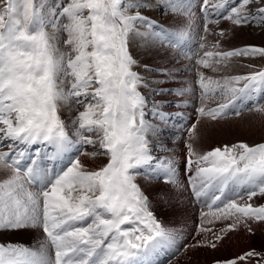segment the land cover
Returning a JSON list of instances; mask_svg holds the SVG:
<instances>
[{
	"label": "snow or ice",
	"instance_id": "1",
	"mask_svg": "<svg viewBox=\"0 0 264 264\" xmlns=\"http://www.w3.org/2000/svg\"><path fill=\"white\" fill-rule=\"evenodd\" d=\"M42 7L35 0H0V145L10 142L7 152L0 151V169L11 170L0 182V236L36 230L44 234L36 248L0 242V264H155L163 246L174 243V234L157 219L152 201L155 198L159 208L174 196H182L186 185L180 176L185 168L190 177L195 172L189 183L197 197L209 187H218L221 193L233 185L247 190L244 203L238 202L243 196L237 191L236 198L212 213L217 219L235 215L234 223L222 230L225 234L237 227L252 233L251 222L264 223V204L254 207L248 202L264 199V143L239 142L200 155L194 146L197 125L192 124L184 163L176 158L175 149L160 155L158 145L166 148V144L156 137L173 115L165 113L159 101L150 102L138 91L139 87L148 89L152 81L132 70L139 61L131 54L138 36L144 38L145 47L157 42L162 46L165 39L174 41L171 46L175 47L186 36V29L199 23L197 7L206 33L209 24L218 25L221 19L237 27L264 26V0H219L211 6L210 0H201L199 5L192 0H128L126 4L121 0H69L59 16L56 8L45 16ZM152 11L172 16L182 26L168 37L161 35L164 26L150 32L149 28L160 24L147 15ZM61 17L67 22L57 23ZM138 24L147 27L141 31ZM48 25L54 30L51 34L46 31ZM57 31L67 34L64 43L71 54L56 47ZM220 34L225 35L223 30ZM255 53L264 56V47L205 52L197 63L210 68L207 57L220 58L216 60L219 64L221 59ZM199 75L203 97H208L212 85L213 92L220 89L230 94L216 108L196 109L200 117L214 121L228 115L238 97L264 87V71L227 78L223 84L210 78L206 82L204 74ZM61 77L70 78L67 90L61 87ZM232 81L245 83L237 89L229 87ZM152 94L158 93L152 89ZM72 100L84 110L65 121L61 108L67 104L71 111ZM257 111L264 112V106ZM175 118H182L181 113ZM95 145H99L97 151L82 154L109 157L95 171L84 170L77 155L53 178L43 159L33 158L54 149L50 158L55 168L63 165L65 156L78 154L81 146ZM138 176L143 177V184L136 182ZM221 239L216 235L217 242ZM198 246L199 242L189 247ZM207 246L215 249L217 243ZM254 257H259L256 264H264V252L255 249L213 264H239Z\"/></svg>",
	"mask_w": 264,
	"mask_h": 264
},
{
	"label": "rangeland",
	"instance_id": "2",
	"mask_svg": "<svg viewBox=\"0 0 264 264\" xmlns=\"http://www.w3.org/2000/svg\"><path fill=\"white\" fill-rule=\"evenodd\" d=\"M35 2L38 5L43 4L41 11L45 16L51 14L52 8H56L55 15L59 16L60 9L64 5H66L69 2V0H35ZM121 2L122 4H126L128 0H121ZM200 2L201 0H194V2L192 3L194 5H199ZM218 2L219 0H210V6ZM57 5H59V7H57ZM209 10L211 12V7L209 8ZM149 13L156 16L158 20H164L165 18L169 17L168 18L169 21L174 22V27L176 29L179 26H182L176 18L169 16L167 14H165L164 16H161L159 12L152 11V12H147V15ZM196 15L197 17H199V23L192 29H186L187 34L184 38H191V39L201 38V42H204L205 45L208 44L207 40H209V42L211 43H214V41L216 40L215 41L216 48L224 47V46L226 47L233 46L234 48H237L238 45H240L239 47L241 48L247 45L264 47V26L253 25V26L237 27V26H234L231 23V21H226V20L221 19L218 25L209 24L210 32L206 33L204 31V21H203V17L201 16L199 7L196 8ZM210 19H215V16L211 15ZM66 22H67L66 19L63 17H61L57 21V23H66ZM50 27L51 25H48L46 28V31H48L51 34L53 33V31L51 30ZM222 30L224 31L225 35L220 34ZM65 37H67L66 33H64V35L58 31L55 33V39H56L55 41H57V43L60 46V49H61L60 52L67 54V50L70 47L68 46V48H66L67 45L64 43V41L67 38ZM143 44H144V38H141L139 36L136 37V39L132 43L131 49H133V53L136 59L140 57L142 58V61L145 63L148 61L149 62L154 61L155 63L156 62L160 63L161 60H165L161 65L166 64L168 61V63L174 64L175 66L177 62H179L178 60L179 58L174 56L172 52H166V50L164 51L159 45L155 46V45L149 44L147 47L145 46L142 47ZM153 46H155L154 49H157L156 50L157 52L149 51L150 48H153ZM152 56H155L158 60H156V58L152 60L151 59ZM67 58L68 56L66 55L65 63H66ZM143 62L140 63L139 65L142 68L140 69V71L143 70L142 72L144 74L143 77L153 82L155 78L153 76L157 74L155 72V69L153 68L154 66L151 65L150 67L147 64H144ZM145 65H147V68H145ZM223 65H226L228 69H232L234 71L237 70L240 73L239 76H248L254 72L264 71V56H261L259 53L249 54L248 56H236V57H233L231 60H228L226 64L224 62L220 64L221 67ZM178 69H179V72H178ZM178 69L172 72L171 75L168 74L169 84H172L175 80H177L180 77V74L186 73V70H184V68H178ZM217 71L226 76L225 78H223L224 80L227 79L228 73H224L226 71L221 70V69H218ZM69 81H70V78L68 80L63 81L61 87L67 90V88L69 87ZM218 81L220 82V79H218ZM244 83L245 81L241 83L240 88L244 86ZM169 87H171V85L168 86L165 91H162L163 95H168L166 96L167 97L166 99L160 100L163 102V103L160 102V104L162 105V109L164 108L173 109L174 111H177L181 114L185 112H189L188 113L189 120L195 117L197 118V121L195 122V124L197 125V129L194 131L196 132V135L198 136V140L194 146L196 147L198 152H203V151L207 152L216 147L223 148V146L225 145L232 146L239 142L246 143L249 146H255L257 144L264 143V112L257 111L258 108H260L261 106H264V87H261L255 90H250L249 96L239 97L237 101L233 102V105H236L238 107L237 111L240 112V115H236L237 111H234L230 116L218 118L215 121L212 120L211 117H200L196 111V109L198 108L199 99H202V94L200 96L197 93H191V92L187 94L189 96H192V95H194L195 97L199 96V98L195 100L194 106L190 101H188L185 103L184 106L181 103L177 107H172V105L174 104V100H173L172 95L170 96L171 91L170 89L168 90ZM145 94L150 97L151 96L156 97L157 95L158 96L161 95L160 93L153 95L152 92H147ZM222 96H224V94L217 95V97H220V98ZM177 98L179 99L180 96H177ZM70 103L72 105L71 111H69V107L67 104H65L61 108V116H62V119H64L65 121H68L70 117H75L79 111L84 110L83 105L76 106L74 100L70 101ZM177 123H178V120L176 119H174L170 123H164L159 128L161 134L158 137H156V139L160 142V144H166V148L160 147L158 145L160 155H164L166 151L175 149L176 158L181 163H184L185 158L187 157L186 143L190 141L188 129L191 128L192 125H190L189 123H186L185 125L179 126L177 125ZM149 135L151 136V134ZM8 143L10 142H5L2 145H0V151L7 152L9 150ZM98 149H99V145L81 146L78 154L72 155L71 157H66V158L64 157L63 165L57 164L55 166V168L58 166L57 170H53V163H52V159L50 158V154L51 152L54 151V149L49 148L48 155H42L39 158L37 157H33V158L43 159V162H44L43 166L45 167L46 170L50 172V174L53 175V178H54L55 172L61 170L62 168L66 169V167L68 166L70 162V159L77 158V155L79 156V159L84 165V170L95 171L103 167L104 165L108 163V160H109L108 156L97 155L95 157H91V156L82 154V153H91L93 151H97ZM26 167H27V164L24 165L25 170H26ZM143 171L147 172V171H150V169H144ZM10 175H11V170L6 171L4 169H0V182L7 179ZM178 175H179V172H178ZM194 176H195V172L193 171L192 177ZM192 177L189 176V170L187 168L184 169V174L180 176L181 183L186 185V189L184 191V194H186V196H184V194L179 197L174 196V199H172L168 204H165L159 208L157 207L156 199L154 198L152 201V209L155 211V215L157 219L162 222V225L165 228L170 229L174 233V243H172L171 245H168L166 243L164 245L165 248L164 249L162 248L164 251H166L167 249L169 251L162 253V250H160L158 252V255L154 258L155 263L156 264H213V261L215 260L223 261V260L233 259L253 249H255L257 252H264V223H259V222H254V221L251 222V227L253 230L252 233L247 232L243 227H237L230 231H227V234H225V231H222V230H227V226L229 224L234 223L235 215L227 219L225 218L217 219L216 216L213 215L212 213L215 212L217 207H223L224 203L222 204L220 202V203H217L218 205L216 204L208 205L207 204L208 201L206 199L210 196L208 189L201 190L203 191V195L200 196L201 198L197 196L195 197V194L191 192L194 195L192 196V194L190 193L191 184L189 183V180ZM136 182L139 184H143L144 183L143 177L138 176ZM233 186L225 187L224 188V192L226 191L225 193L224 192L221 193L219 190L218 192L223 197H226V198L228 197V200H231V199L236 198L235 193L239 191L241 196H243L244 200H246L247 190L243 186H241L240 189L233 188ZM28 187H29V190H35L32 185H28ZM228 200L224 199V201L226 202H228ZM201 201L202 203L203 202L204 203L202 204ZM187 202L194 206V214H195L194 221L193 220L187 221L188 217H184L176 222V219L173 216L174 213L178 216L177 213L179 209L177 208V206L179 205H176V203L178 204L182 203L185 205V203ZM250 203H252L254 207H257L261 204H264V199L254 198L252 201H250ZM174 210L175 211L177 210V211L175 212ZM182 210H183V207H182ZM125 227H131V225H125ZM199 229L205 232V235H204L205 237L203 236V238L205 239H201V240L205 241L206 245H209L212 242L217 243V247L215 249L212 248V250L217 251L216 253L221 252L223 247L227 245V243L225 242V239L227 238L228 233L232 231L234 233L231 234V237L229 239L231 238L238 239V240L240 239L239 240L240 242L250 243L251 247L248 249L240 250V251L233 250L230 253H228V255L227 254L220 255V257L213 258L212 260H209V261H206L205 259H200L197 261V254L195 253V251L193 252H190L188 250L185 251L186 244H184L185 239L183 237L185 236L183 232L185 234L187 230H188L187 233L188 232H199ZM181 233L183 234V236ZM216 235H219L222 237V239L218 242L215 240ZM43 239H44V234L40 230H36L34 232H31L30 234H8L6 233L3 236H0V242L22 243L24 246L32 247V248L38 247L39 241ZM187 240L189 242L191 241L190 238H187ZM193 241L194 242L197 241V238L193 239ZM227 247H230V246L227 245ZM51 251L54 254V250H51ZM165 254H168V255H165ZM200 256L201 254L199 255V257ZM258 259L259 257H254L250 260L239 262V264H256Z\"/></svg>",
	"mask_w": 264,
	"mask_h": 264
},
{
	"label": "crops",
	"instance_id": "3",
	"mask_svg": "<svg viewBox=\"0 0 264 264\" xmlns=\"http://www.w3.org/2000/svg\"><path fill=\"white\" fill-rule=\"evenodd\" d=\"M148 16L153 17L155 20L159 21L160 24L155 27V28H149L148 31L150 32H159L160 31V27L164 26L165 27V32L162 33L161 35L168 37L169 34L175 32L177 29L174 27V22L169 21V17L165 18L164 20H158V18L156 16H154L153 14H148ZM137 27H141L139 24L137 25ZM147 27V26H144ZM144 27H141V31L144 30ZM205 40V39H204ZM191 41V43H190ZM197 41V42H196ZM214 41V40H213ZM216 41V40H215ZM214 41V43L209 42V40H207V45H205L204 42H201V38H196V39H191V38H184L179 44H177L175 47H172V43H175L174 41H170L168 39H165L163 42V45L160 46V43L157 42L156 45H159L164 51L166 50V52H172V54H174V56H176L177 58H179V62H177L176 66L174 64L171 63H167L161 65L165 60H161L160 63H155L154 61H148V62H143L142 58H138L137 60L139 61V64L137 66H134L132 68L133 71H136L138 74H140L141 76H144V74L142 73V71H140L141 66L140 63H144L147 64L148 66L151 67L154 66L153 68L155 69V72L157 74H155L153 77L154 81L152 82L151 86L148 88L149 90L143 88V87H139L138 91H141L143 94L147 93V92H152V89H155V91L157 93H160L161 95H157L155 96H148L149 97V101H159L161 103H163L160 100L166 99L168 95H163L162 91H165L166 88L168 86L171 85V87L168 88V90L170 89L171 94L173 98L177 99L179 101H181L182 105L184 106L186 102L190 101L193 106L195 105V100H197L199 98V96L202 94V92L204 91L203 89H201L199 87L198 81L200 80V75L199 73H203L204 74V78L205 81L207 82V80L210 78L213 82L218 81V79H220V83L223 84V82L225 81L223 78H225L226 76L224 74L219 73L217 70L221 69L224 70L226 72L224 73H228L227 78H231L234 76H239L240 73L237 70H232V69H228L226 67V65H223L222 67L220 66V64L222 62H224L226 64V62L228 60H231L233 57H228L226 59H221L220 63L217 64L216 60L220 59L217 58L215 56L213 57H207L206 59L209 61V63L212 65V67L210 68H205L203 67V65L198 64L197 60H200L204 57V53L205 52H218V51H231L234 48L233 46L231 47H217L216 48V42ZM203 44L204 47L201 48L200 45ZM155 45V46H156ZM153 46V48L155 47ZM240 45L237 46V48H241L239 47ZM68 48V45L67 47ZM67 54H71V48H69L67 50ZM131 54L135 57L134 53H133V49H131ZM74 55V54H73ZM154 58H156L155 56H152V60H154ZM156 60H158L156 58ZM158 64V65H157ZM234 65V64H233ZM139 66V67H138ZM178 68H184V70H186V73H182L180 74V77L175 80L172 84L168 83V73H172L175 70H177ZM215 69V70H213ZM228 71V72H227ZM179 72V69H178ZM241 83H243V81H233L229 87H235L237 89L240 88ZM178 85V86H177ZM214 87V85L210 86V90L208 93V97L205 98L202 96V99H199L198 102V108L200 107H205L206 109H213L218 107V105L220 103H226L227 99L229 98L230 94L225 95L224 93L221 92L220 89H216L214 92L211 90V88ZM184 89L186 91H184L183 95H178L177 91ZM197 93L199 96L195 97L194 95L189 96L187 95L188 93ZM218 94H224V96L217 97ZM146 95V94H145ZM177 96H180V98L178 99ZM162 98V99H161ZM183 98V99H182ZM182 99V100H181ZM239 99V97L237 98V100ZM236 100V101H237ZM238 107L236 105H233L230 107L228 115L224 116V117H228L230 116L234 111H237ZM242 113V112H241ZM185 118H188L186 121L187 123H189L190 125L195 124V122L197 121V118H193L191 120H189L188 114L185 115ZM214 149V148H213ZM212 150V149H211ZM208 152V151H207ZM200 155L205 154L206 152H198ZM239 203H244L245 201L243 200H238ZM250 203V201H248Z\"/></svg>",
	"mask_w": 264,
	"mask_h": 264
},
{
	"label": "bare ground",
	"instance_id": "4",
	"mask_svg": "<svg viewBox=\"0 0 264 264\" xmlns=\"http://www.w3.org/2000/svg\"><path fill=\"white\" fill-rule=\"evenodd\" d=\"M242 41V40H241ZM142 47H144V46H142ZM157 48V47H156ZM157 49H154V48H150V50L149 51H153V52H157L156 51ZM209 122V121H208ZM87 159V158H86ZM85 159V160H86ZM188 176V175H187ZM191 179V178H190ZM187 191V190H186ZM190 191V190H189ZM226 192V191H225ZM224 192V193H225ZM190 193H191V191H190ZM192 194V193H191ZM227 195V194H226ZM184 196H186V194H184ZM192 196H194L193 194H192ZM225 196V195H224ZM196 197V196H195ZM194 197V198H195ZM207 197V196H206ZM201 198V197H200ZM228 198V197H227ZM246 198V197H245ZM174 199V198H173ZM207 199V198H206ZM203 200V199H202ZM228 200V199H227ZM206 202V201H205ZM201 203H202V201H201ZM204 203V202H203ZM202 203V204H203ZM176 205H179V206H177V208L179 209L178 210V216L174 213V218L176 219V222L177 221H179L181 218H184V217H188L187 218V221L189 220V221H194V218H195V214H194V206L192 205V204H189L188 202L187 203H185V205L184 204H182V203H176ZM216 205H218V204H216ZM201 206V205H200ZM182 207H183V210H182ZM212 207V206H211ZM210 208V207H209ZM196 209V208H195ZM200 209V208H199ZM205 210V209H204ZM211 210V209H210ZM175 211V210H174ZM177 211V210H176ZM175 211V212H176ZM202 212V211H201ZM186 214V215H185ZM197 218V217H196ZM174 220V219H173ZM196 223V222H195ZM192 224V223H191ZM165 225V224H164ZM197 225V224H196ZM177 226V225H176ZM188 229V228H187ZM202 229V228H201ZM201 229H199V232H188L187 233V231H186V234H188V235H186L184 232H183V234H184V236L185 237H183L184 239H185V242H184V244H186V250L185 251H190V252H193V251H195V253L197 254V261L198 260H200V259H205L206 261H209V260H212L213 258H217V257H220V255H225V254H227L228 255V253H230L231 251H233V250H236V251H240V250H243V249H248V248H250L251 247V244L250 243H244V242H240L238 239H234V238H231V239H229L230 237H231V234L232 233H234L233 231L232 232H229L228 233V235H227V238L225 239V242L227 243V245H229L230 247H227V245H225L224 247H223V249H222V251L221 252H218V253H216L217 251H215V250H212V248H210V246L209 247H207V245L205 244V241H203V240H201V239H205V238H203V236L205 235V232H203V230H201ZM176 230V229H175ZM200 230H201V232H200ZM237 230V229H236ZM235 230V231H236ZM196 231H197V229H196ZM179 233V232H178ZM174 234V233H173ZM182 234V233H181ZM183 234H182V236H183ZM177 235V234H176ZM180 235V234H179ZM198 235V236H197ZM178 236V235H177ZM205 237V236H204ZM178 238V237H177ZM187 238H190V240L191 241H193V239H195V238H197V241H193V242H189L188 240H187ZM179 239V238H178ZM177 239V240H178ZM184 241V240H183ZM199 242V244L201 245V246H198V247H189V246H191V245H196L197 243ZM179 243V242H178ZM208 243V242H207ZM209 244V243H208ZM167 247V246H166ZM165 248V246L163 247V249ZM162 249V253H165L166 251H164ZM176 249V248H175ZM180 249V248H179ZM174 250V249H173ZM175 251V250H174ZM171 252V251H170ZM169 253V252H168ZM189 253V252H188ZM173 254H174V252H173ZM201 254V256H203V257H199V255ZM165 255H168V254H165ZM158 258V257H157ZM178 258V257H177ZM156 264V263H155Z\"/></svg>",
	"mask_w": 264,
	"mask_h": 264
}]
</instances>
